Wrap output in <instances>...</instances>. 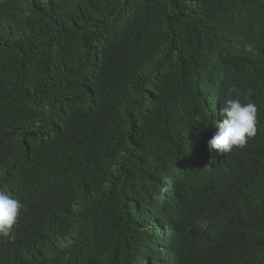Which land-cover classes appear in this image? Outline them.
Returning <instances> with one entry per match:
<instances>
[{"label": "trees", "instance_id": "16d2710c", "mask_svg": "<svg viewBox=\"0 0 264 264\" xmlns=\"http://www.w3.org/2000/svg\"><path fill=\"white\" fill-rule=\"evenodd\" d=\"M0 191V264H264V0H0Z\"/></svg>", "mask_w": 264, "mask_h": 264}, {"label": "clouds", "instance_id": "9594fccd", "mask_svg": "<svg viewBox=\"0 0 264 264\" xmlns=\"http://www.w3.org/2000/svg\"><path fill=\"white\" fill-rule=\"evenodd\" d=\"M245 54H258L255 51L254 44L246 41L243 45ZM231 91L235 92L233 88ZM252 89H248V95L251 96ZM221 115L224 117L218 124L219 133L215 134L209 141V149H217L221 153H230L234 147H244L248 139L254 137L257 132V106L249 101L242 104L239 99H226L221 109ZM23 204L14 198H11L6 192L0 191V237L14 242L16 237L13 228L21 214ZM200 228L207 229L209 221L200 219L197 221Z\"/></svg>", "mask_w": 264, "mask_h": 264}]
</instances>
